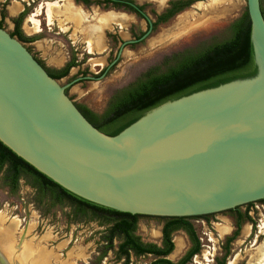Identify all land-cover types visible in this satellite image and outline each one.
Returning <instances> with one entry per match:
<instances>
[{
	"label": "water",
	"instance_id": "95a60500",
	"mask_svg": "<svg viewBox=\"0 0 264 264\" xmlns=\"http://www.w3.org/2000/svg\"><path fill=\"white\" fill-rule=\"evenodd\" d=\"M246 11L254 77L165 102L112 137L65 93L71 83L0 28V142L63 189L131 215L200 217L263 200L264 19L259 0Z\"/></svg>",
	"mask_w": 264,
	"mask_h": 264
},
{
	"label": "rangeland",
	"instance_id": "374dc122",
	"mask_svg": "<svg viewBox=\"0 0 264 264\" xmlns=\"http://www.w3.org/2000/svg\"><path fill=\"white\" fill-rule=\"evenodd\" d=\"M89 1V5H83L74 0H0V26L7 33H13L12 20L27 11L20 29L25 37L36 40L22 42L24 47L48 70L62 68L73 57L76 66L58 83L62 86L71 83L66 89L73 103L84 105L96 114L105 110L116 90L132 83L148 69L162 65V60L170 54L226 38L230 24L246 10V0H194L168 22L158 25L146 39L126 46L117 63L101 79L87 80L84 77L101 75L116 58L123 42L136 39L146 31L145 21L133 12L103 0ZM131 1L143 6L145 14L153 20V13H161L172 0ZM46 2L57 3L49 6V21L44 8L37 17L40 31H31L28 17ZM14 4L20 8L11 14L9 8ZM88 44L93 47L92 53H88ZM253 206L259 209L254 210L250 221L242 222L238 237L228 246L225 264H264V229H260L264 226V212H260V202ZM249 207L241 206L238 211L245 212ZM70 211L66 204L52 209L39 206L35 191L25 180H20L16 194L10 195L1 173V259H6L8 264L124 263L117 255L118 240L98 263L97 258L105 247L106 225L95 220L74 222ZM189 221L202 246L197 258L199 264L201 257L208 259L209 254L214 258L211 264H217L225 253V239L234 230L235 213L222 212ZM163 224L160 218L140 217L135 234L144 243L159 245ZM24 232V241L19 247ZM172 241L175 250L169 259L176 262L190 248V241L182 230L173 233ZM152 260L151 255L131 254L129 264H149Z\"/></svg>",
	"mask_w": 264,
	"mask_h": 264
},
{
	"label": "trees",
	"instance_id": "16d2710c",
	"mask_svg": "<svg viewBox=\"0 0 264 264\" xmlns=\"http://www.w3.org/2000/svg\"><path fill=\"white\" fill-rule=\"evenodd\" d=\"M75 1H82L84 5L90 4L89 0ZM259 2L264 19V0H259ZM193 3L194 0L170 1L168 8L157 16L156 24L167 22ZM140 8L143 9V7ZM26 12H21L12 20L15 27L10 36L16 37L20 42H33L36 39L25 37L20 29ZM170 60L169 63H162L160 66L148 69L132 83L116 90L101 114L92 112L84 105H75L96 129L106 136L112 137L165 102L215 88L231 81L254 77L257 70L250 42V21L247 11L245 10L237 20L230 24L226 38L200 45L196 49L178 54ZM39 63L41 64V62ZM75 66L76 62L72 57L62 68L46 69V71H49L47 73L53 79L59 80L67 77L69 71ZM65 93L67 94V89H65ZM1 173H3L4 183L10 195H15L20 180H25L35 191V202L39 206L46 205L47 209H52L66 204L71 210L70 216L74 222L95 220L106 225L103 237L105 247L97 258L98 263L113 249V243L116 240L119 242L117 255L124 259L123 264H129L131 254L134 256L151 255L153 260L149 264H188L192 257L201 250L198 236L189 220L193 218L207 219L210 215L182 218L156 217L164 221L161 228V244L157 246L152 243H143L135 234L138 219L149 216L118 212L82 199L38 172L0 142ZM238 209L239 207H236L233 210L225 211L235 213V229L229 237H226L225 253L217 264H225L229 244L238 237L242 222L250 221L247 212L241 213ZM179 230L187 235L190 248L180 260L172 262L167 257L174 250L172 235Z\"/></svg>",
	"mask_w": 264,
	"mask_h": 264
},
{
	"label": "flooded vegetation",
	"instance_id": "af4514ba",
	"mask_svg": "<svg viewBox=\"0 0 264 264\" xmlns=\"http://www.w3.org/2000/svg\"><path fill=\"white\" fill-rule=\"evenodd\" d=\"M75 1V0H74ZM104 2H106V3H109L110 5H113V6H120V7H122L123 9H125V10H129V11H131V12H133L134 14H136L140 19H142V20H144L145 21V23H146V31H144V32H141L139 35H137V38L136 39H132V40H128V41H135V42H133V43H130V44H127V45H125L123 48H121V46H120V48L118 49V52H117V55H116V58L113 60V61H111L110 63H117V61H118V59H119V57H120V55H121V53H122V51H123V49L126 47V46H130V45H132V44H134V43H137V42H141V41H143L144 39H146L147 37H148V35L152 32V31H154L155 30V28L158 26V25H160V24H164V23H166V22H164V23H159V24H156V19H157V16L158 15H160V14H162L163 12H164V10L165 9H167L168 8V6H169V2H168V6L161 12V13H159V14H157V13H153V16H154V19L153 20H150L149 19V17L145 14V12H144V8L143 9H141L140 7H143V6H141V5H136L133 1H131V0H103ZM172 1H174V0H172ZM76 2V1H75ZM80 3H82V1H79ZM83 4V3H82ZM131 4L132 5H135L136 7H138V9L143 13V15L142 14H140L139 12H137L136 10H134L132 7H131ZM84 5V4H83ZM127 7H129V8H127ZM132 9V10H131ZM25 11V10H24ZM183 11V10H182ZM181 11V12H182ZM23 12V11H22ZM180 13V12H179ZM179 13H177V14H179ZM20 14V13H19ZM18 14V15H19ZM176 14V15H177ZM17 15V16H18ZM176 15H174V16H176ZM16 16V17H17ZM173 16V17H174ZM172 17V18H173ZM171 19V18H170ZM169 19V20H170ZM168 20V21H169ZM167 21V22H168ZM234 22V21H233ZM13 24V26L15 27V25H14V23H12ZM97 35V34H96ZM126 42V41H125ZM29 43H31V42H29ZM122 45V44H121ZM197 48V47H196ZM196 48H194V49H196ZM120 49H121V51H120ZM194 49H186V50H182V51H179V52H175V53H172V54H170L169 56H167V57H165L163 60H162V62L161 63H169V62H171V58H173L174 56H176V55H178V54H181V53H184V52H186V51H190V50H194ZM37 60V59H36ZM170 60V61H169ZM168 61V62H167ZM106 69H107V67L102 71V73H101V75L102 74H104V73H106L105 71H106ZM47 72H49V71H47ZM100 75V76H101ZM85 78V77H84ZM95 78H98V77H95ZM101 114V113H100ZM257 202H260V212L261 211H263L264 212V208H262V206H264V199L263 200H260V201H257ZM257 202H253V203H249V204H246V205H243V206H245V207H249L247 210H246V212H247V215L250 217L251 216V214L254 212V210H258L259 209V207H252V205L254 204V203H257ZM241 207V206H240ZM233 210V209H232ZM225 212V211H224ZM222 213V212H221ZM218 214V213H217ZM213 215V214H212ZM234 229H235V226H234ZM261 230H263L264 229V226H262L261 228H260ZM234 231V230H233ZM233 233V232H232ZM144 243V242H143ZM160 244H161V242H160ZM160 244L159 245H157V246H160ZM174 244V243H173ZM202 247V246H201ZM201 251V250H200ZM187 252V251H186ZM186 252L184 253V255L186 254ZM200 253V252H199ZM198 253V254H199ZM198 254H196V255H194V256H198ZM183 255V256H184ZM183 256H181L178 260H180ZM193 256V257H194ZM193 257H192V259H193ZM202 259H201V264H203L204 262H203V256L201 257ZM167 259H169L168 257H167ZM192 259L190 260L191 262H193L192 261ZM199 259V258H198ZM170 260V259H169ZM177 260V261H178ZM176 261V262H177ZM173 262V261H172ZM205 262H208L207 264H211V263H213L214 262V258H213V256L212 255H210L209 254V258L205 261ZM194 264H196V263H194Z\"/></svg>",
	"mask_w": 264,
	"mask_h": 264
},
{
	"label": "bare ground",
	"instance_id": "6f19581e",
	"mask_svg": "<svg viewBox=\"0 0 264 264\" xmlns=\"http://www.w3.org/2000/svg\"><path fill=\"white\" fill-rule=\"evenodd\" d=\"M57 3H49V2H46V3H43V4H41L37 9H36V11L34 12V13H32L29 17H28V20H27V23H29L30 24V29H31V31H40V27H39V20L37 19V17H38V15H39V12L41 11V10H43L44 8L46 9L45 10V13H46V17H47V20L49 21V19H50V12H49V6H51V5H56ZM20 8V6L19 5H17V4H14V5H12V7H11V12L12 13H16L17 11H18V9ZM27 28V27H26ZM29 28V27H28ZM24 234V237H25V232L23 233ZM23 241H24V239H23ZM22 241V242H23ZM22 244V243H21ZM21 244H19L18 243V246L20 247V245ZM1 258V257H0ZM4 262H5V264H8V262L6 261V259H4Z\"/></svg>",
	"mask_w": 264,
	"mask_h": 264
},
{
	"label": "crops",
	"instance_id": "0c3cea01",
	"mask_svg": "<svg viewBox=\"0 0 264 264\" xmlns=\"http://www.w3.org/2000/svg\"><path fill=\"white\" fill-rule=\"evenodd\" d=\"M11 7H12V6H10V8H9V12H10L11 14H14V13H12L11 10H10ZM17 12H18V11H17ZM34 32H38V31H34ZM93 39H94V37H93ZM94 41H95V40H94ZM97 43H98V42L95 41V44H97ZM87 48H88V53H92V52H93V47H92L90 44L87 45ZM174 250H175V247H174ZM174 250H173V251H174ZM172 253H173V252H172ZM172 253H171V254H172ZM171 254H170V255H171ZM170 255H169V256H170ZM169 256H168V258H169Z\"/></svg>",
	"mask_w": 264,
	"mask_h": 264
},
{
	"label": "built area",
	"instance_id": "2783aa9c",
	"mask_svg": "<svg viewBox=\"0 0 264 264\" xmlns=\"http://www.w3.org/2000/svg\"><path fill=\"white\" fill-rule=\"evenodd\" d=\"M262 208H264V206H262ZM198 256H194L193 257V259H192V261H193V263H196V264H199V262H198ZM197 259V260H196ZM207 260V258H203V264H207L208 262H205Z\"/></svg>",
	"mask_w": 264,
	"mask_h": 264
}]
</instances>
